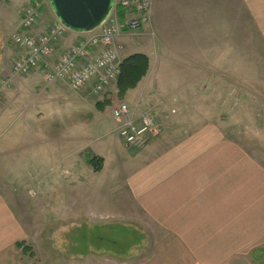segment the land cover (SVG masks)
Masks as SVG:
<instances>
[{"label":"crops","instance_id":"crops-1","mask_svg":"<svg viewBox=\"0 0 264 264\" xmlns=\"http://www.w3.org/2000/svg\"><path fill=\"white\" fill-rule=\"evenodd\" d=\"M131 37L134 39L128 40ZM119 41L124 58L143 55L149 61L146 76L124 99L135 117L152 112L155 129L147 145L134 156L133 167L124 164L118 177L137 222L152 221L157 233L164 236L135 264H190L194 257L200 264H212L211 255L220 264H264V164L246 152L237 138L225 139L219 128L222 123L210 121V84L201 64L264 58L254 55L264 53V0H153L150 21L141 33L132 35L125 30ZM166 61L177 64V71L190 77L188 83H195L199 91L195 100L187 99L192 87L186 89L182 76L173 72L169 78L165 76L171 66ZM219 72L225 74L224 68ZM11 76V68L0 66V81L14 84L3 90L0 126L15 122L27 132L17 136L5 133L0 138V159L9 160L0 165L12 169L22 161V149L55 153L63 168L60 181L70 187L85 184L80 171L86 170L73 165L75 162L72 168H64L71 159L65 161L63 154L65 145L76 140L75 129L82 127L81 108L92 101L90 89L74 93L62 83L43 84L38 70ZM57 103L71 106L77 119L66 122L56 117ZM102 106L96 108L100 117L94 119V130L103 123ZM114 125L115 133L101 134L97 141L113 136L117 140L118 126ZM115 146V152L123 156L118 144ZM81 154L78 150V161L83 159ZM94 156L103 160L100 172L90 167L98 182L107 160L100 153ZM2 171L0 168V264H27L18 249L23 243L29 247L26 228L19 221L10 180L2 178ZM228 257H233L231 263Z\"/></svg>","mask_w":264,"mask_h":264},{"label":"rangeland","instance_id":"rangeland-1","mask_svg":"<svg viewBox=\"0 0 264 264\" xmlns=\"http://www.w3.org/2000/svg\"><path fill=\"white\" fill-rule=\"evenodd\" d=\"M32 1L40 5L34 31L43 33L56 19L48 0H0V66L3 68L10 69L19 55L20 51L16 49L11 37L24 32L21 25L22 14ZM69 42L72 45L74 39H66L53 45L52 59L55 60L62 55ZM124 52L123 47L121 53L123 59ZM254 55L264 56V53L262 51ZM166 62L171 63V66L166 69L165 76L169 78L171 72L176 73L178 78L182 76L180 80H186L188 84L186 89L191 91L192 87L191 92L187 91V99L195 100L193 96L199 92L195 88V83L193 81L188 83L190 77H183L173 61ZM195 64L198 65L197 61ZM201 64L202 71L208 73L210 84L208 86L210 121L222 123L219 124V128L225 139L232 141L237 138L246 152L258 163L264 164V58L223 61L217 65L215 61H202ZM223 68L225 74L219 72ZM37 70L41 72L43 78V71ZM42 83L47 84L44 78ZM12 85L14 84L10 81L6 84L7 87ZM89 97L92 101L85 105L83 103L80 113L83 128L75 129L76 140L65 145L63 154L65 161L71 159L70 163H64V168H72L75 162L73 165L86 170L87 173L82 169L80 171L81 180L83 182L87 180L85 184L70 187L60 181V172L63 168L59 166L55 153L46 155L44 151L33 153L22 149L19 152V160L22 161L17 162L12 169L6 166L8 159H4L5 161L0 159V163L6 162V165H0L4 170L1 173L2 178L10 180L17 208L20 210L19 221L25 225L28 237L26 243L32 251L31 257L22 254L24 259H27V264L29 261L32 264H135L164 239V236L157 233L158 229L152 221L146 220V223L142 224L141 221L137 222L136 217L134 218L133 204L127 198L118 177L122 175L121 171H124L125 165L133 167L134 156L143 148L125 150L123 141L118 138L115 140L114 136L101 142L97 141L101 134L103 136L112 131L115 133V125L110 116L111 106L116 102L130 105L128 100L118 97L116 87L96 97ZM98 103L108 105L104 106L101 112L105 113L102 116L103 123L100 128L94 130L97 126L94 119L100 117L96 110ZM71 108L57 103L56 117L73 122L77 119V114L76 112L74 114ZM4 127L0 126V138L5 133L17 136L27 132L20 125H15V122H8ZM115 144L123 151V156L115 152ZM78 150L83 156L79 161ZM95 152L107 160V167L98 181L100 183L94 181L91 168L86 164V158L93 156ZM119 159L121 164L118 162ZM195 255L197 256V253ZM211 256L212 264H220L216 261L215 255ZM201 258L204 261V255ZM232 258L229 259L230 263ZM246 259L249 260V257ZM190 264L200 262L194 257Z\"/></svg>","mask_w":264,"mask_h":264},{"label":"built area","instance_id":"built-area-1","mask_svg":"<svg viewBox=\"0 0 264 264\" xmlns=\"http://www.w3.org/2000/svg\"><path fill=\"white\" fill-rule=\"evenodd\" d=\"M152 3L153 0H114L111 13L97 30L75 34L56 21L43 33L34 31L40 5L32 1L22 14L24 32L11 37L21 52L12 63L11 79L41 69L47 84L62 83L75 93L88 88L90 95L96 97L112 89L120 76L123 60L120 37L125 30L132 35L141 33L150 21ZM69 37H73L74 43L57 59H52L53 45ZM6 84L3 82L0 87V101ZM110 116L126 148L139 150L147 145L155 129L152 112L145 111L135 117L129 105L116 102L110 108Z\"/></svg>","mask_w":264,"mask_h":264},{"label":"water","instance_id":"water-1","mask_svg":"<svg viewBox=\"0 0 264 264\" xmlns=\"http://www.w3.org/2000/svg\"><path fill=\"white\" fill-rule=\"evenodd\" d=\"M56 20L72 33L97 30L112 11L114 0H48Z\"/></svg>","mask_w":264,"mask_h":264},{"label":"trees","instance_id":"trees-1","mask_svg":"<svg viewBox=\"0 0 264 264\" xmlns=\"http://www.w3.org/2000/svg\"><path fill=\"white\" fill-rule=\"evenodd\" d=\"M149 69V61L143 55H132L122 61L120 67V76L118 77L116 88L118 97L123 99L126 93L134 90L141 80L146 76ZM106 103L104 106H107ZM102 106V107H104ZM96 108L101 110L100 105L97 104ZM86 163L92 168L94 172H100L102 169L103 160L93 156L86 158ZM18 249L22 251L24 256L31 257V248L23 244H18Z\"/></svg>","mask_w":264,"mask_h":264}]
</instances>
